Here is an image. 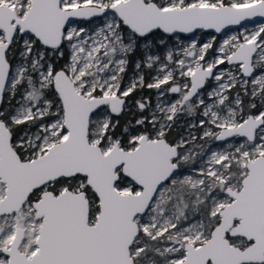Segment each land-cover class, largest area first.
Returning <instances> with one entry per match:
<instances>
[{
	"label": "snow or ice",
	"instance_id": "obj_1",
	"mask_svg": "<svg viewBox=\"0 0 264 264\" xmlns=\"http://www.w3.org/2000/svg\"><path fill=\"white\" fill-rule=\"evenodd\" d=\"M257 16L0 0V264H264V24L169 45Z\"/></svg>",
	"mask_w": 264,
	"mask_h": 264
},
{
	"label": "rangeland",
	"instance_id": "obj_2",
	"mask_svg": "<svg viewBox=\"0 0 264 264\" xmlns=\"http://www.w3.org/2000/svg\"><path fill=\"white\" fill-rule=\"evenodd\" d=\"M100 23H102V21L100 19H95V20L87 22V23L81 22L82 26L92 27V28H94L97 24H100ZM260 24H264V23L246 25V26H243V27H240L237 29L225 31L223 34H216L214 32L197 31L195 33V35H191V36L180 35L179 40H176L175 38H171V39H169V45L171 46V45L175 44L178 47L181 42L186 44L189 42V37L196 39L200 43H203V42L207 41L208 39H210L212 36H215L216 40H217V46H218L219 42H221L226 37L233 35V34H237V35L241 34L242 32H244L245 29L251 30ZM160 35H161L160 33L156 34L157 37H159ZM131 71H132V69L130 67L129 68V74H131ZM125 82H127V77H125ZM7 99H8L7 96H5V105L4 106H7ZM12 103H15V101H13ZM188 122L189 121L183 117L179 121H177V127L180 130V134L184 133V129H185ZM212 144L214 147L222 146V145H218L217 142H214V141L212 142Z\"/></svg>",
	"mask_w": 264,
	"mask_h": 264
},
{
	"label": "water",
	"instance_id": "obj_3",
	"mask_svg": "<svg viewBox=\"0 0 264 264\" xmlns=\"http://www.w3.org/2000/svg\"><path fill=\"white\" fill-rule=\"evenodd\" d=\"M95 19H98V18H94L93 20ZM91 20V21H93ZM83 23H87V22H90V21H81ZM258 23H264V17H254V18H251L249 20H245V21H242L239 25H229L226 29L222 30L221 33H216L215 30H198V31H205V32H214L216 34H223L225 31H228V30H233V29H237V28H240V27H243V26H246V25H253V24H258ZM182 36H191L193 34H180Z\"/></svg>",
	"mask_w": 264,
	"mask_h": 264
},
{
	"label": "trees",
	"instance_id": "obj_4",
	"mask_svg": "<svg viewBox=\"0 0 264 264\" xmlns=\"http://www.w3.org/2000/svg\"><path fill=\"white\" fill-rule=\"evenodd\" d=\"M67 55V54H66ZM139 55V54H138ZM64 61L63 60H61L60 61V63L62 64ZM137 96H140V95H144V96H151L152 98H153V102H155V93L154 92H152V91H149V90H144L142 93L141 92H137V94H136ZM129 118V114H125L123 117H121V120H122V122L124 121V120H126V119H128Z\"/></svg>",
	"mask_w": 264,
	"mask_h": 264
},
{
	"label": "flooded vegetation",
	"instance_id": "obj_5",
	"mask_svg": "<svg viewBox=\"0 0 264 264\" xmlns=\"http://www.w3.org/2000/svg\"><path fill=\"white\" fill-rule=\"evenodd\" d=\"M178 134H180L179 128L176 126L175 130L173 131V137H176ZM236 139H242V138H236Z\"/></svg>",
	"mask_w": 264,
	"mask_h": 264
}]
</instances>
